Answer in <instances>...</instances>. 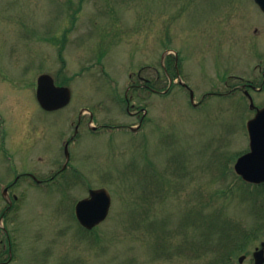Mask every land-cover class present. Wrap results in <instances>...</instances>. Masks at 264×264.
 <instances>
[{
	"label": "rangeland",
	"instance_id": "374dc122",
	"mask_svg": "<svg viewBox=\"0 0 264 264\" xmlns=\"http://www.w3.org/2000/svg\"><path fill=\"white\" fill-rule=\"evenodd\" d=\"M263 21L253 0H0V209L6 206L1 192L17 174L47 178L60 171L70 182L76 178L69 196L50 183L39 189L23 180L15 187L16 209L5 218L17 248L12 264H219L227 258L230 248L209 245L259 221L251 187L238 180L233 196L220 194L237 180L234 165L249 150L254 112L239 93L200 100L227 93L239 83L231 75H260L250 52L254 45L264 51V37L252 39ZM176 54L180 77L200 107L191 106L179 84L165 97L129 90L142 83L138 74L160 91L168 88L161 60ZM43 73L71 89L63 111L38 106L36 80ZM128 90L147 109L139 134L104 128L138 126L139 117L121 102ZM255 97L264 103V92ZM84 109L102 130L88 128L85 111L70 165L61 171V143L73 137ZM89 187L108 190L112 207L86 236L73 206ZM224 224L230 231L216 229ZM256 238L250 253L264 240Z\"/></svg>",
	"mask_w": 264,
	"mask_h": 264
},
{
	"label": "water",
	"instance_id": "95a60500",
	"mask_svg": "<svg viewBox=\"0 0 264 264\" xmlns=\"http://www.w3.org/2000/svg\"><path fill=\"white\" fill-rule=\"evenodd\" d=\"M264 10V0H258ZM37 97L41 106L48 110H58L67 106L71 100V91L66 87H57L54 80L43 75L39 78ZM251 152L241 157L236 164V171L246 181L264 182V109L249 122ZM111 207V197L107 190H92L90 198L77 205V216L81 224L92 229L104 221Z\"/></svg>",
	"mask_w": 264,
	"mask_h": 264
},
{
	"label": "flooded vegetation",
	"instance_id": "af4514ba",
	"mask_svg": "<svg viewBox=\"0 0 264 264\" xmlns=\"http://www.w3.org/2000/svg\"><path fill=\"white\" fill-rule=\"evenodd\" d=\"M259 10L260 8L258 9L259 14L264 17V13H262L261 10L260 11ZM260 24L264 26V21L259 22V25L254 28L255 36H253L252 39L256 40V43L257 41H260V39L264 37V29L263 31L261 30V28L259 27L261 26ZM254 48L255 51L253 52L251 51L250 53H254V55L256 54V57L259 60V64H257V69L260 70V75L259 74L254 75L253 78L251 79L236 77L235 80L239 81V83L238 85L231 86V94L237 93L238 91L239 92L243 91V93L246 94L247 97H249L251 91L253 93L264 92V51L261 50L260 47L257 45H254ZM142 87H147L148 90H153V87H151L150 85L144 84L142 85ZM131 108H135V105L132 104V102H128V109L130 110ZM140 112H141L140 110H135L134 112L130 111V114L133 117H139ZM143 119H144V115L140 116L139 123H142ZM25 175L28 176L29 178L35 177V175H33L32 173H26ZM55 178H56V174L47 177L45 181H49V180L54 181ZM6 214H7V210L5 209V212L3 213L4 216L2 215L3 220L5 219ZM16 256H17V248L14 247L11 232L5 223L3 227H0V264H12ZM43 264H46V262H43Z\"/></svg>",
	"mask_w": 264,
	"mask_h": 264
}]
</instances>
